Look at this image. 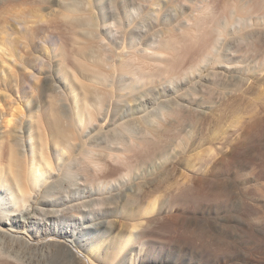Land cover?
<instances>
[{"label": "rangeland", "instance_id": "rangeland-1", "mask_svg": "<svg viewBox=\"0 0 264 264\" xmlns=\"http://www.w3.org/2000/svg\"><path fill=\"white\" fill-rule=\"evenodd\" d=\"M95 8L100 24L128 28L122 39L127 48L139 49V68L161 72L151 84L165 81V98L178 90L196 100L180 99L177 119L171 123L162 116L157 137L135 148L131 165L147 164V175L133 192H147L133 219H153L164 202L166 207L169 198L178 197L167 213L171 223L155 232L161 239L157 249L164 247L171 259L182 256L199 264H204L203 250L225 255V264H264V0H100ZM112 10L122 15L116 26ZM78 22L77 12L62 0H0V32L16 38L11 45L15 61H0V141L16 136L21 121L28 123V100L51 108L47 97L30 93L25 59L31 72L37 68L35 56L65 59L71 66L77 56L94 61ZM59 46L67 53L56 51ZM146 47L149 51L143 52ZM130 124L139 132L145 128L137 120ZM55 126L44 122L50 138L57 133ZM237 147L241 155L233 154ZM231 160L241 164L237 174ZM6 193L9 197L6 190L2 197ZM137 221L126 220L120 207L111 233L85 234L81 251L89 263L83 258L73 264H141L156 250L141 246V254L131 251L142 245L135 236L126 241ZM36 252L21 249L17 256L24 260Z\"/></svg>", "mask_w": 264, "mask_h": 264}, {"label": "bare ground", "instance_id": "bare-ground-1", "mask_svg": "<svg viewBox=\"0 0 264 264\" xmlns=\"http://www.w3.org/2000/svg\"><path fill=\"white\" fill-rule=\"evenodd\" d=\"M86 1L62 0L78 14V25L85 39L77 38L84 39L90 46L93 62H85L77 56L71 66L62 58L53 62L50 58L35 56L38 69L33 72L28 71L31 64L27 59L23 63L30 76V93L37 91L47 97L51 108L46 111L39 101L28 100L24 112L29 116L28 123L21 121L14 128L16 136L11 134L0 141V264H73L83 258L89 263L81 251L86 244L85 234L111 233L116 228V212L120 207L124 209L126 220L140 219L132 216L137 202L146 200L147 191L143 189L144 193L138 194L133 188L138 181L145 180L147 164L131 165L135 148H144L157 137L158 129L163 126L160 125L162 116L171 123L177 119L180 99L196 103L195 97H187L178 90L165 98V81L152 86L151 80L161 72L147 71V74L139 68V49L127 48L123 40L126 26L123 23L124 29L116 26L123 20L121 14L116 15L118 8L110 14L115 20L113 30L112 25L100 24L93 14L100 0H90V9ZM15 39L12 33L1 30L0 61L3 64L15 61L11 50ZM59 47L56 51L67 53V48ZM163 48L162 45L160 51ZM142 51L147 52L149 48ZM54 68L56 73L52 72ZM58 101L61 104L57 108ZM14 117L15 113L6 119V124L10 125ZM133 120L143 123L145 128L140 132L134 129L130 124ZM44 122L58 124L53 138ZM137 133L143 137H136ZM240 153L239 147L233 149L234 155ZM229 165L236 174L239 172L241 164L231 160ZM5 190L9 197L7 193L6 198L2 197ZM178 200V197L169 198L170 203L160 206L157 217L139 220L131 226L134 230H130L127 243L135 236L141 238L142 244L131 251L141 254V246L156 250L155 254L141 258V264L200 263L182 256L172 257L173 260L164 247L157 249L161 239L155 232L171 223L167 213ZM253 207L249 208L250 213ZM216 248L225 249L221 245ZM21 249L42 251L23 260L17 256ZM201 261L225 264L227 258L203 250Z\"/></svg>", "mask_w": 264, "mask_h": 264}]
</instances>
